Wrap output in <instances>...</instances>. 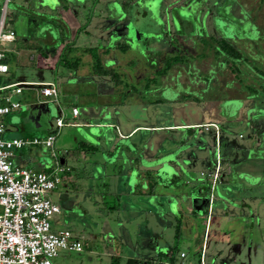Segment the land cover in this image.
<instances>
[{
  "label": "rangeland",
  "instance_id": "obj_1",
  "mask_svg": "<svg viewBox=\"0 0 264 264\" xmlns=\"http://www.w3.org/2000/svg\"><path fill=\"white\" fill-rule=\"evenodd\" d=\"M27 1L9 0L6 5L5 21L9 17L15 19L22 16L25 20V18L29 17V14L31 16V11L29 10L28 14L25 13L26 15L24 14L25 11L17 10L18 12H11L16 10L15 5H19L20 2L24 3L21 6H32L33 8H37L38 4H40L39 0ZM110 1L109 7L116 6L115 3H111ZM117 3V10L111 9L110 17L112 20L105 22L104 18H92L91 20L93 21H91L89 33L79 32L76 37L78 42L76 50L73 49L64 58H79L78 72L82 76L87 75L90 65L89 58L87 50L80 48V42L84 46L93 44L94 37L92 35H95L93 32L97 31L93 25L98 20L103 19L100 21V28L101 24H103L104 27L107 25L112 29L111 31H107V37L110 36L109 38H112V35H115L113 38H116L121 35L124 40H127L126 44L129 49L121 53V50L115 48L114 54L117 56L116 60L118 63L120 60L116 70L121 76V83L116 89L118 91L124 90V92L129 91L130 93L120 95L114 91V93L112 92L104 98L96 94L94 102H90L91 104L89 103L90 105L87 107L82 102L73 100V93L68 91L63 92V88L67 85L65 83L69 82L68 76L73 72L67 70L62 65H57L56 68H49L53 63L51 59L46 60L42 64L39 61L19 64L9 57V71L0 72V83H4L12 78H27L36 81H53L58 88L59 100L57 99L56 102H37L36 98L31 94L26 106L16 109L17 111L14 110L13 114H18L16 116L17 124L12 125L7 119L4 121L5 132L18 133L17 135L20 138L31 139L35 136L41 139L47 134L54 136L53 151L55 152V157H52L50 151L44 149L39 144L13 149L14 156L22 155L24 165H29L35 159L34 161L50 163V166L55 162L60 165L66 162L73 167L69 175L75 176L77 179L76 184L78 185L72 186V184H67L61 179L57 187L49 193L50 199L59 207V213L52 217L51 227L52 230L67 229L72 238H76L82 243L83 248L79 252L59 250L57 255L51 259L52 264H110L111 256L107 254L106 248L108 250L107 243H111V241L107 240L106 237L111 236L106 234V228L112 232L114 230L118 231L119 225H122L124 222L123 218L133 215L134 210L131 207L133 204H136L140 209L139 213L135 216L137 219L136 223L133 224L134 227H137L139 222L144 218L146 220L152 218L154 222H158V216H167L166 218L170 221V227L166 228L167 225H162L163 228H166L164 232H162V229L159 232V228L154 230L156 235L159 233L158 235L167 241V251L172 252V259L166 258L167 264H187V260L191 258L194 259L192 264H198L200 251L203 252L202 260L205 264L213 262L214 264H264V244H261L255 253L249 252L247 248H240L241 251L235 253V248L233 247L238 244V240L233 233L239 228L236 220H230L222 225H216L215 220L211 224H209V221L205 223L206 217L217 220L219 212L216 208L211 212L212 203L215 200H222L223 197L221 195L223 194L227 196L230 190L228 189V184L231 186L227 177L235 171L245 174L247 177L245 179L246 183L254 184L260 180L259 186H255L249 193L252 195H264V188L262 186L264 182V82L256 79L251 70L252 73L249 74V77L242 79L248 85V88L241 87L240 90L234 91L232 90L233 87L231 88L226 85L224 89L220 84L223 80L229 83L230 77L226 76L225 79L223 78L220 81V59L215 55L212 56L210 53L211 49L215 48L219 35L223 34L224 36H234L242 40L246 38L247 44H249L247 45L249 46L247 51L253 53L252 58L264 57V0H117ZM41 4L43 5L44 3ZM226 8L230 10V12L229 10L226 12L230 23L225 27V24H223V14L220 13H223L222 10ZM42 9L54 12V10L59 9V6L55 4L51 9L44 7ZM176 9L181 13L175 17L174 12ZM238 9H240V14L245 15L244 22L239 27L235 19L232 18L233 16H237ZM80 10L82 11L83 9ZM87 12L88 9L84 10L82 16L78 15L80 24H83L86 20ZM218 13L217 19L220 20H217V23H219L217 25V23L214 24L213 22V15H217ZM228 13H231L233 16ZM250 15L254 16L253 22ZM29 18H31L30 20L34 19L36 26H56L59 24L58 19L45 23L43 17L31 16ZM173 18H175L176 22V18H180L181 20V23H175L177 27L173 26L175 22H173ZM254 23L261 27H258L256 30L253 26ZM9 26L15 29V21L13 20ZM27 29L31 33L36 31V27L32 25ZM28 37L30 36L28 35ZM184 40L188 41V44H185ZM168 41L171 43H168ZM119 42L121 44L125 41L120 40ZM201 43L202 45H200ZM39 45L48 47V43L43 37L40 38ZM4 46L8 50L12 49V43H7ZM156 49L159 50L157 51ZM200 49L204 51L202 57L194 58L196 56H191L194 50L200 52ZM147 50L155 56L154 60L156 61H164V58H167L168 55H182L185 58L184 62L190 66L189 69L192 72H188L184 77L182 75L181 77L178 76L176 79L173 78L175 77L173 73H166L165 76L167 78L164 85L157 78L154 80L153 87L144 91L141 89L144 79L140 81V79H136V76L140 74L147 76L155 75L154 72L148 73L147 64L144 63L148 57ZM112 54V50H110L109 55ZM246 55L248 58H251L248 56V53ZM256 59H252L248 64L252 68L256 67L259 70H264L263 63L253 61ZM198 73L199 75H197ZM171 74L173 75L172 78L169 77ZM158 76L159 74H156V77ZM191 76H194V79L200 78L195 79L198 80L196 84L199 86L198 90H193L195 92L186 96L184 95L186 93L185 90H179L180 86H178V83H182L184 78L187 79ZM204 83L207 84V90H201L204 87ZM174 84L177 85V88L173 87ZM99 86L100 83L96 82L91 88L92 90H97L100 88ZM226 88L229 89L226 90ZM89 89L86 87V90ZM249 90L253 91L249 92ZM200 91H204L201 96L198 95ZM240 92H244L245 95L250 93L252 97L247 96L246 98L243 97L244 95L241 96L242 94H240L241 98L236 97ZM104 99L110 104L121 102L123 104L119 106L117 111L108 108L102 119L104 121L115 122L116 124L117 120L120 123H125L126 126L133 121L140 124H153L168 121L169 119L173 122L196 121L201 114L202 121L205 122L204 124L195 128L190 127V131H186V128H175V130H178V134L181 132V135L175 138L174 136L176 135L174 134L173 140L170 141L171 143L166 140L164 144H159L165 149L163 152L170 150L172 152L178 151L177 153L179 154L186 152L187 148V151L193 148V151L196 152L199 148L196 144H202L208 156L207 161L211 165L214 164L213 169H208L209 171L205 169L202 172L205 174L216 170V174H218L216 175L217 181L219 178H222L223 181L218 183L215 180V188L213 186L210 189L207 183L210 177L200 175L199 170L197 171L194 168L189 171L187 170V172L183 169L181 171L178 169L174 170V165L178 166V168L180 166V162L174 160L171 163L173 166L171 169L173 175L177 178V182L171 183L168 187H163L158 182L152 181L154 177L148 174L152 178V180L151 178H147L151 189L149 194L153 195L152 197H155V200L157 199L164 209L171 206L168 208L170 211L168 214L158 215V212L155 210H158L156 206H152L151 202L146 204L145 201L141 200V197L146 198V196L143 194L139 196L133 193L134 188L130 181L132 176L127 175L124 160L115 159L116 152L121 153L124 151L120 145L118 147L115 145L117 143L126 144L124 140L117 138L120 130H116L115 126L111 127L112 125L96 128L92 125L93 122L89 124V122L94 120L92 117V107H95V111L99 113V101ZM155 100L159 101L156 102ZM73 103L80 111L79 116L76 118H72L70 114V106ZM108 103L106 106L109 105ZM60 109L63 111L64 125L57 127L55 125V117H60ZM168 112H170V115ZM2 118L3 116L1 117V121ZM212 123L215 124V127L210 126ZM20 125L22 126L21 128H19ZM19 129L22 130L19 131ZM107 130L111 133L112 139L108 138L111 141L106 144L107 138L104 140V133L101 134V132H106ZM219 131L220 134L218 133ZM238 134H240L241 138L237 137ZM150 137V132L137 131L134 134L133 139H141L140 151L145 152L147 150V144L144 145L143 143H148L147 141H149ZM219 137L220 141L218 142ZM179 139L183 141L180 142ZM79 142L92 144L96 146V149H82L79 147ZM182 143L184 144L182 145ZM192 143L193 146L190 147ZM102 150L112 153L106 158L105 152ZM217 151L224 158L221 160V169L219 163L220 155L217 154ZM190 152H188V155L191 154ZM227 154L232 159L236 154L241 158L233 165L234 169L230 166L228 174L226 169L224 170V167L229 168L227 163L230 161V158H227ZM102 159L107 163L104 167L106 176H98L100 166H103ZM182 165L185 166V162ZM47 167L43 170L47 171L49 169ZM171 169L163 170V172L170 173L168 171ZM163 177L168 178L169 174ZM185 178L187 180L184 183ZM105 179L109 181L107 186L102 184ZM208 182H211V180ZM146 190L147 188L144 184L140 191ZM247 192L244 191L246 194ZM209 193L212 194L210 200H208ZM169 194H171V197ZM194 197H198L196 199L198 206L196 209L194 206L195 214L193 215L195 218L188 219L190 221H188L190 224L187 222L188 225L186 224V219H181L183 223L179 227V234L177 238H174V216L178 213L175 211L173 203L171 205V203H168V200L176 199V202L178 201L179 204L186 205L191 203ZM153 199L151 198L150 201ZM202 200L205 203L200 205ZM246 203L251 208H255L254 206H256V200H246ZM111 205L117 206V209H110L109 206ZM259 209L261 212H264V204L262 202ZM219 215L221 216L222 214ZM221 220H224V218ZM146 223L141 227L139 226L141 230L140 234L142 237H146V239L153 238L154 233L152 231L155 226L153 224L150 225L148 222ZM232 228L236 230L233 232L229 230ZM246 228L249 229V226ZM219 231L220 234H225L226 241L223 240L222 243L219 241V243L211 242L212 240H216L214 237ZM134 232L132 233V237L134 236ZM244 233L247 235L246 230ZM256 234L259 237L258 232L252 234V236L255 237ZM262 234H264L263 229ZM113 236L117 235L113 234ZM259 240L263 241L264 238L259 237ZM144 242L145 245H143V240L140 239L139 247L135 251L136 254H140V258H149L148 256L151 255L150 248L153 243L150 240H145ZM201 242H203L202 248ZM209 245L215 250L214 254H211V257L207 254ZM180 251L186 254L185 258L179 256ZM118 264L126 263L123 258L119 257Z\"/></svg>",
  "mask_w": 264,
  "mask_h": 264
},
{
  "label": "crops",
  "instance_id": "obj_2",
  "mask_svg": "<svg viewBox=\"0 0 264 264\" xmlns=\"http://www.w3.org/2000/svg\"><path fill=\"white\" fill-rule=\"evenodd\" d=\"M94 1V9H93V13L91 14V18L89 20V22L87 23L86 28L83 31H79V32H83V33H89V29H91V20L92 18H104L105 22H107L108 20H112L110 17V13H111V9L114 8V10H117V0H111V3H115L116 6H110L109 7V0H80V2H78L76 5H71L70 8L68 10H62L61 9V5L67 3L69 5L68 0H62L57 2V5L59 6L58 12L61 16V18L64 20L65 25L68 29V34H70L69 38H71L73 40V44L69 49V52L71 53L74 50H76L77 47V40L76 37L78 36V33H76V29L80 24V20L79 16H82L84 14V10L86 11L88 7L91 6L92 2ZM29 2V0L27 1ZM23 3V2H22ZM22 3L20 2L19 5H22ZM124 4H126V2H124ZM18 5V4H17ZM24 5V3H23ZM111 5V4H110ZM103 9H102V7ZM80 9H83L82 11ZM80 10V11H79ZM11 12H18L17 10L11 11ZM10 12V13H11ZM72 13V14H71ZM16 19L17 17L14 19L12 17L8 18V21L10 24L13 20L16 23ZM103 20V19H102ZM102 20H98L97 23H95L93 25V27L97 30L94 31L93 33H95V35H92V37H94L93 39V44H89V46H84L81 45L80 42V48H82L83 50L88 48V47H94L97 49V51L100 53L102 49L104 48H110V50H112V55H109V53L105 56L101 55V59L104 62H108L109 60H111L113 64H117L118 61L116 60V54H114V51L116 50L115 48L117 46L120 45V40L125 41L124 43H121L122 45L126 44L127 40H124L121 35L115 37V35H112V38H109V33L107 37L106 33L107 31H111V27L107 26L104 27L103 24H101V28H100V21ZM14 26V25H13ZM15 27V26H14ZM14 30V29H13ZM92 33V34H93ZM106 36V37H105ZM96 37V38H95ZM105 37V38H104ZM97 39V41H96ZM129 39V38H128ZM119 40V41H118ZM47 43H49L50 39H46L45 40ZM130 41V40H129ZM8 43H12V49L8 50L5 52V56H6V60L3 62L6 66V70L4 72H8L9 70V66L8 64L10 63L9 61V57H11V59L13 61L18 62L19 64H27L30 61H39L40 64H42L43 62L45 63L46 60L51 59L52 60V66H50L49 68H56L54 63L56 62L57 58H58V54L60 51V48L62 46L61 43H58L55 51L53 53H50L47 51L46 54L40 53L39 51H35L34 49H28L23 47V45L19 42H15V41H11ZM7 44V43H6ZM5 44V45H6ZM127 45V44H126ZM6 47V46H5ZM149 47V46H147ZM148 57L146 59V61L144 62L145 64H147V66L149 68H154L155 66L159 65V61L154 60L155 56L151 54V52H149L148 50L146 51ZM87 56L89 58V62H90V54L87 51ZM79 59V58H78ZM120 63V60H119ZM118 63V64H119ZM80 64V61H79ZM79 65L78 67L72 71L73 73L71 75L68 76L69 82L65 83L67 84L64 88H63V92H71L73 93V100L76 101H80L83 104H85L87 107L88 105H90V102H94V96L96 94L100 95L101 97H105L106 95H109L111 92L114 91V87L113 85L107 81L105 78L103 79L102 82L100 83V88H98L97 90H92V85H94L97 81L94 78H91L89 75H85L82 76V74H80L78 71ZM152 70V69H149ZM152 76V75H149ZM162 78H165L166 76H161ZM45 82H50V81H36L34 79H27V78H12L9 79L8 81L4 82V83H0V85H5V84H12V83H19V87L21 88L20 93L18 94H12V99L17 98L16 100L19 101L20 103V107L26 106L28 104V100L30 99V95L32 94L37 102H45V103H49V102H56L55 100H53L50 97L47 96H42L39 94V89L41 87V83H45ZM53 82V81H51ZM82 85V88H80ZM69 87V88H67ZM85 87V88H84ZM87 88H90L89 90H86ZM228 87H233L232 90H236L235 88V84H229ZM235 87V88H234ZM229 88H226V90ZM56 90H57V99L59 100V95H58V88L56 86ZM114 93V92H113ZM17 95V96H16ZM90 103V104H89ZM107 100H102L99 101L98 104V108H100L99 113L97 111H95V107L93 108V118L94 120L89 122V124L94 125V127L96 128H103L106 127V125H112L111 127L115 126L116 130H120V132L118 133L117 138H119L120 140H124L126 144H120L117 143L115 146H121L122 149H124L123 152H116V156L115 159H121L124 160L125 166H126V173L127 175L129 173L137 172L140 174V171L144 172L142 173L145 174H151V176L154 177V181L158 182L159 184H161L163 187H168L169 185H171V183H175L177 182V178L176 176L173 175L172 173V162L174 160L179 161L180 162V166L178 168V166L174 165V170L178 169L179 171H181V169H183L185 172H187V170H191L192 168L197 169L198 172H202L205 169H213L214 164H210L207 161V153L206 151H204L202 144L198 143L196 144V146H198L199 148L197 149L196 152L193 151V148L190 149L189 151H191L188 155L187 149L186 152L183 153H177L176 152H172V151H167V152H163V146L161 144H164L167 140V142L171 143L170 141L173 140V135L175 134L176 136H174L175 138L179 137L181 135V132L178 134V130H175V128H188V127H199L201 124H204L205 122L202 121V115H199V119L198 120H188L185 122H173L172 120H168V121H162V122H157V123H153V124H140V123H134L135 121H133L131 124H129L128 126H126L125 123L123 122H119L116 120L117 124L115 122H111V121H104L102 118L105 115V111L108 110V108H112L113 111H117V109H119V103H113L109 105H107ZM118 105V106H117ZM71 106H74L77 108V106L73 103ZM70 106V107H71ZM19 107V108H20ZM170 109V107H169ZM17 111V110H16ZM15 111H12L6 115L3 116L2 118V124H3V132H2V136L4 138H20L19 135H17L18 133H14V132H5V126H4V121L7 119L8 122H11L12 125H16L17 124V120H16V116L18 114H13ZM18 113H24V112H18ZM80 111L78 110V114L76 117L79 116ZM168 114L170 115V112H168ZM75 117V118H76ZM56 118V117H55ZM215 122V121H214ZM219 122V121H216ZM209 123V122H207ZM211 123V121H210ZM77 124V123H76ZM22 126L20 125L19 128H21ZM22 129H19V131H21ZM137 131H144V132H150V139L149 141H147L148 143H143L144 145L147 144V150L145 152L140 151V143H141V139H133L134 134ZM187 131V129H186ZM104 133V140L106 139V144L109 143L110 141L108 140V138L112 139V135L111 133L107 130L106 132H101V134ZM220 134V131L218 132ZM178 134V135H177ZM45 136V135H44ZM35 137V136H34ZM237 137L241 138L240 134L237 135ZM37 138V137H35ZM103 140V142H104ZM180 142L181 139H179ZM220 141V137L218 142ZM113 143V142H112ZM161 143V144H159ZM184 143H182L183 145ZM114 146V143H113ZM112 146V148H113ZM193 146V143L190 145V147ZM195 146V145H194ZM189 147V148H190ZM111 148V149H112ZM117 149V148H116ZM115 150V149H114ZM103 152H105L104 150H102ZM112 152H105V156L106 158L110 156ZM217 154L220 155V169H221V160L224 159L221 154L217 151ZM228 155V156H227ZM227 158H230V161L227 163L228 167H224V170L226 169L227 174L229 173V169L230 166L231 168L234 169L235 162H238L239 158L238 155H234L233 159L231 158V156L229 157V154H227ZM207 156V157H206ZM13 162L16 165H20V166H25L37 171H44L43 169L45 167L47 168H51L52 166H50V163H45L43 161H34L35 159H33L29 165H24V159H22V155H18V156H14L12 158ZM103 160V159H102ZM185 162V166L182 165V163ZM115 163V161H114ZM214 163V162H213ZM106 161H102V165L100 166V173H98L97 175H105L106 176V172L104 171V167L106 165ZM62 166L67 167L66 170H63L61 175V179L63 181H65L67 184H72V186H76L78 184L77 183V179L75 178V176H71L68 174H64L63 173L65 171L68 170V168H72L71 165H69L68 163L64 162V164H62ZM42 168V169H41ZM171 169L170 173H165L163 172V170L166 169ZM46 169V168H45ZM48 169V170H49ZM186 169V170H185ZM47 170V171H48ZM206 170V171H207ZM208 170V171H209ZM234 171V170H233ZM169 174L168 178H164V175ZM218 175V174H217ZM230 175H232L230 177ZM140 178V177H139ZM229 179V183L228 187H229V191L227 196H223L222 200H215L214 203H212V211L214 210V208H216V210L219 212L218 213V218L217 220L213 218V220L211 219V217H209L208 221L209 224H211L212 221L215 220V224L216 225H222L225 224L227 222H229L230 220H236L239 224V228L236 230L233 234L236 235L237 240H238V244L235 245L233 248H235V253L241 251L242 248H247V250L250 252L255 253L256 251H258L257 248H260L261 244H264V240L260 241L259 237L264 238V234H262V229L264 230V212H261V210L259 209V207L261 208V202L264 204V195L263 194H256V195H252L251 193H249L255 186H259L260 180L257 183L251 184V183H246L245 179L247 178L245 176V174H241L240 171H235L232 174H229V176L227 177ZM137 181H139L138 179V175L136 178ZM186 178L184 183L186 182ZM217 181V180H216ZM223 181L222 178L218 179V183ZM61 182V181H60ZM208 182V181H207ZM103 185L107 186V184H109V181L107 179H105L102 183ZM146 185L147 190L143 191V192H147L146 198H142V201H145V203L152 204V206H156L158 208L155 209L156 212H158V215L160 214H168L170 211L168 208H170L168 206V208L164 209V207L160 204V202L157 201V199L155 200V197H152L153 195L149 194L151 192L150 189V184L147 181H142V185ZM148 184V186H147ZM237 184V185H236ZM261 185V184H260ZM263 188H264V182L262 184ZM176 187V186H175ZM107 188V187H106ZM244 191H248L247 194L244 193ZM141 196V195H140ZM169 196L171 197V194H169ZM151 198H154L152 201H150ZM198 197H194V200L191 203H188L186 205H181L178 203V201L176 202V199H169L168 203H173V205L175 206V211L178 213L176 216H174V221L176 222V220H178L180 222V226L181 223H183L181 221V219H186V224L189 221L188 219L194 217L193 214H195V210H194V206L195 209L198 206V202L196 201ZM246 200H256V206H254L255 208H251V206H249L246 203ZM226 203V205H225ZM193 205V206H192ZM192 206V207H191ZM226 206V207H225ZM132 209L134 210L133 215L127 218H123L124 222L122 225H119V230H114V232H112L110 229L106 228V234L110 235L111 237L107 236L106 239L110 240L111 243H107L108 245V250L106 248L107 254L112 257H120L123 258L124 260H126L127 258H132V259H140L142 262L143 261H147V264H167V259L169 258V256L171 255V252L166 249V244L167 241L163 238H161L160 235H158L159 233H157V235L155 234L154 230L158 229L159 232L162 229V232H164L166 230L167 227H170V221L168 220V218H166L167 216H158V222H154L152 220V218H148V220H146V218H144L142 221L139 222L137 227H134L133 224L136 223V219L137 217L136 214L139 213V207L136 206V204L131 206ZM197 212V211H196ZM219 214H222L221 216ZM134 216V217H133ZM195 218V217H194ZM222 218H224V220H221ZM207 221V223H208ZM146 222H148L150 225L153 224L155 226V228H153V233H154V239L153 238H149L146 239V237H142L140 234V227L143 226L144 224H147ZM174 222V224H175ZM190 222V221H189ZM188 222V223H189ZM244 222V223H243ZM52 223V222H51ZM205 223H206V218H205ZM248 223V224H246ZM263 223V225H261ZM190 224V223H189ZM167 225L166 228L162 227ZM188 225V224H187ZM140 226V227H139ZM249 226V229H247L246 227ZM52 228V227H51ZM54 230V229H53ZM205 230V229H204ZM232 232L234 231L233 228L229 229ZM245 230L247 235H245ZM134 232V236L132 237V233ZM112 232V234H111ZM259 233V237L258 234H256L255 237L252 236V234L255 233ZM261 232V233H260ZM205 233V231H204ZM218 233V234H217ZM215 234L216 240H212L211 242L213 243H219V242H223L226 241V237L225 234L222 233L220 234V231L217 232ZM113 234L117 235V236H113ZM204 235V234H203ZM252 236V238H251ZM213 238V239H214ZM221 238V240H220ZM251 238V239H250ZM143 240V245H145V240H150L151 243H153V245L151 246L150 250H151V255L148 256L149 258H140V254L137 253L136 251L138 249V245H139V240ZM253 239V240H252ZM114 240H116V242H114ZM219 241V242H218ZM114 242V244H113ZM250 242V243H249ZM212 244V243H211ZM203 242H201V248H202ZM218 245V244H217ZM83 248V246H82ZM216 248H218V246H216ZM237 248V249H236ZM241 248V249H240ZM164 249V250H163ZM257 249V250H256ZM214 249H212L211 245H209V250L207 252V254L209 255V257H211V254H214ZM183 252V251H180ZM179 252V253H180ZM184 253V252H183ZM200 254H202L201 257H203V252L200 251L199 255H198V264H205L203 262V260L201 259V263H200ZM186 254L184 253V256H182L181 258H185ZM204 257H205V253H204ZM194 259H188L187 260V264H192V261ZM213 262V260H212ZM126 263V262H125ZM208 264V263H206ZM211 264H214L211 263Z\"/></svg>",
  "mask_w": 264,
  "mask_h": 264
},
{
  "label": "built area",
  "instance_id": "obj_3",
  "mask_svg": "<svg viewBox=\"0 0 264 264\" xmlns=\"http://www.w3.org/2000/svg\"><path fill=\"white\" fill-rule=\"evenodd\" d=\"M2 0L0 8V72L6 70L2 59L7 51L4 46L13 41L14 31L6 20V4ZM39 94L57 100L54 82L40 84ZM19 83L0 85V264H52L59 250L79 252L82 243L72 238L67 229L52 230V217L59 213V207L49 197L61 181V173L66 170L57 162L48 171H37L25 166L16 165L13 149L29 145H40L53 151L54 136L47 134L43 138H4L1 117L18 109L20 103L12 99V94L20 93ZM55 118V125L61 127L63 111ZM70 114L75 118L78 109L70 107ZM215 127V124H210ZM216 170L203 173L216 182ZM208 218L206 217V223ZM179 256H184L183 252ZM200 254V263L202 259ZM202 264V263H201Z\"/></svg>",
  "mask_w": 264,
  "mask_h": 264
},
{
  "label": "trees",
  "instance_id": "obj_4",
  "mask_svg": "<svg viewBox=\"0 0 264 264\" xmlns=\"http://www.w3.org/2000/svg\"><path fill=\"white\" fill-rule=\"evenodd\" d=\"M57 2L62 1V0H56ZM9 2V0H8ZM7 2V4H8ZM30 2V0H29ZM78 2H80V0H71L69 3V5L67 3L61 5V9L62 10H68L70 8L71 5H76ZM6 4V5H7ZM2 5V0H0V8ZM243 8H245L243 5H241ZM29 7V8H27ZM226 7V6H225ZM241 7V8H242ZM16 10L18 11H22L24 12V14H28V10L31 11V16H39L40 18L43 17L44 22L47 23L51 20H59V24L54 26V25H47V26H41L38 25L36 26V24L34 23V19L30 20L31 17L29 14V17H27V19L25 18V20L23 19L22 16L17 17L16 19V28L13 30L14 31V39L13 41L17 42V43H21L23 45V47L28 48V49H34L35 51H39L40 53L46 54L47 51L50 53H53L58 45V43H61L62 46L60 48L59 54H58V58L56 60V62L54 63L55 67L57 65H62L63 67H65L67 70H71L74 71L78 65H79V59L77 57H69V58H64V56L69 53V49L72 46V42L73 40L71 38H69L68 36V29L65 25L64 20L61 18L58 10H54L53 11H47V10H43L42 6H40L38 4L37 8H33L32 6H21V5H15ZM27 8V9H26ZM228 8V7H227ZM223 9V13L221 12L220 14H223V24H225L224 26L226 27V25H228L229 22V18H227L226 12L229 10ZM88 9V13L86 14V20L83 22V24H79V26L76 29V33L79 31H83L86 26L87 23L89 22L90 18H91V14L93 13V9H94V1L92 2L91 6ZM240 9H238V13L237 16H233L235 19L236 24L239 26L242 25V23L244 22V16L243 14H240L239 12ZM244 11V10H243ZM230 12V10H229ZM245 12V11H244ZM179 13H181L180 11H178V9H176V11L174 12V16L176 17L177 15H179ZM25 14V15H26ZM41 14V15H40ZM219 13L217 15H213V22L214 24L217 23V20L219 21L220 19H217ZM249 15V14H248ZM243 16V18H242ZM250 18L253 22L254 20V16L250 15ZM175 18H173V22ZM177 22H174L175 27H177L176 24L181 23L180 18H176ZM7 22L9 23V21L7 20ZM176 23V24H175ZM219 23H217L218 25ZM34 26L36 27V31H33L32 33L27 29L30 26ZM255 27V29L257 30L258 26L254 23L253 25ZM180 28V27H179ZM178 29V28H177ZM20 31V33H19ZM179 32V30H177ZM31 33V34H30ZM65 34V35H64ZM28 35L30 37H28ZM44 40H46L47 38L50 39L49 43H48V47L44 46V45H39V41L40 38H42ZM212 38V37H209ZM232 40L234 41L232 43ZM168 43H171L170 41H168ZM185 44H188V41L184 40ZM240 43V44H239ZM247 39L245 38L244 40H242L241 38H237L234 36H224L223 34L219 35V38L216 41V45L215 48L213 47L211 49V54L212 56L215 55L217 58H219V63H220V69H221V78L220 81L223 80V78L225 79L226 76H229V83L226 81H222L220 86L223 87L225 89L226 85L228 86L229 84L234 83L236 85V90L234 91H238L241 89V87H245L248 88V85L246 83H244V81L242 80L243 78L247 79L249 77V74L252 73L253 71V76H255L256 79L261 80L262 82H264V70H259L256 67H251L248 63L252 61V59H256V58H252L253 57V53L248 52L247 49H249V44H247ZM190 44V43H189ZM202 45V43L200 44ZM128 46L126 45H122L120 44L119 46H117L116 48L121 50V53H124V51L128 50L129 48H127ZM45 48V49H44ZM203 48V47H202ZM86 50L89 52L90 54V62H89V71L88 74L91 78H95L97 82H102L103 79L105 78L107 81H109L113 87H114V91L115 93H118L120 95L123 94H128L130 93L129 91H118L116 88L119 86V84L121 83V76L120 73L117 72V67L119 66V64H113L111 63L112 61L109 60L108 62H104L101 59V55L105 56L109 53L110 48H104L102 50H100L101 52L99 53L97 51L96 48L94 47H88L86 48ZM157 51L159 49H156ZM200 52H196V50H194V53H192L193 56H196L194 58H198V57H202L203 56V50L200 49ZM161 53H163L161 51ZM248 56L251 58L247 57ZM162 56V55H161ZM6 60V56L2 59V62H4ZM185 58L182 55H168V57L164 58V61H159V65L155 66L154 68H149L148 66V73L154 72L155 75L152 76H147V75H137L136 79H140V81L142 79H144V82L142 84V90L146 91L148 89H150L151 87H153L154 85V80L159 78V82H161V84H165V80L167 77L162 78L161 76H165L166 73H173L175 75V77H173L174 79H176L178 76L184 77V75L186 76V74L188 72H192L189 68L190 66L188 64H186L184 62ZM218 61V60H217ZM255 62H260L263 63L264 65V57L261 56V58H258L256 60H253ZM185 64V65H184ZM152 69V70H149ZM252 70V71H251ZM153 74V73H152ZM156 74H159L158 77H156ZM259 76H258V75ZM199 75V73L197 74ZM172 74L171 76H169L170 78H172ZM205 76V75H204ZM258 76V77H257ZM194 76H191L189 78H184V80L182 81V83H178L179 90H185L186 93H184V95L189 96L190 94H192V92H195L193 90H198V86L196 83L198 80L195 79H200V78H193ZM261 79H260V78ZM98 78V79H97ZM253 78V77H252ZM231 80V81H230ZM234 80V81H233ZM139 81V82H140ZM138 82V84H139ZM208 83V82H207ZM195 86H194V85ZM174 88H177V85H173ZM207 88V84L204 83V87L201 88V90H204ZM117 90V92H116ZM162 90V89H161ZM190 90V91H189ZM207 90V89H206ZM113 91V92H114ZM253 91V90H251ZM249 90V92H251ZM112 93V92H111ZM204 93V91H200L198 95H202ZM240 94H242L241 96L246 97H252V94L248 93V95H245L244 92L243 93H239L238 96L236 97H240ZM194 96V95H193ZM195 99V96L193 97ZM156 102H158L159 100H155ZM121 102V101H120ZM123 103H119V105H122ZM93 125V124H92ZM90 125V126H92ZM188 131L191 130L190 127L186 128ZM79 147H81L82 149L85 150H95L96 146L89 144L87 142H79ZM115 156V153H114ZM72 170V168H68L67 171H65L63 173L64 174H68L70 173V171ZM142 171H140V176L137 172L138 175V179L139 181L136 180L137 175L136 172H133V175L131 173H129V175L132 176V178L130 179V181L132 182L133 185V193L136 195H146L147 192H143L140 191V189L142 188V181H147V178H151L148 173L145 172V174L142 175ZM134 176V177H133ZM62 177V175H61ZM140 177V178H139ZM152 180V178H151ZM154 181V180H152ZM149 182V181H147ZM118 195V194H117ZM110 209H117V206L115 207V205H111L109 206ZM179 221L176 220L175 224H174V233H173V237L177 238L178 234H179ZM171 252V251H170ZM169 259H172V252L171 255L169 256ZM119 261V257L115 256L112 257L110 260V264H118ZM126 264H147V261H141L140 259H132V258H127L125 260Z\"/></svg>",
  "mask_w": 264,
  "mask_h": 264
},
{
  "label": "water",
  "instance_id": "obj_5",
  "mask_svg": "<svg viewBox=\"0 0 264 264\" xmlns=\"http://www.w3.org/2000/svg\"><path fill=\"white\" fill-rule=\"evenodd\" d=\"M39 5L40 6H42V7H44V8H47V9H51V8H53V6L55 5V4H57V1L56 0H39ZM41 3H44L43 5L41 4ZM208 180V179H207ZM208 181H210V180H208ZM208 184H209V188L210 189H212V187L214 186V188H215V182H207ZM225 189V188H224ZM228 189H229V187H228ZM222 196V195H221ZM210 197H212V194L211 193H209L208 194V200H210ZM223 197V196H222ZM205 202L202 200V203L200 202V205H203Z\"/></svg>",
  "mask_w": 264,
  "mask_h": 264
},
{
  "label": "flooded vegetation",
  "instance_id": "obj_6",
  "mask_svg": "<svg viewBox=\"0 0 264 264\" xmlns=\"http://www.w3.org/2000/svg\"><path fill=\"white\" fill-rule=\"evenodd\" d=\"M200 1V0H199ZM219 12V11H218ZM172 20V19H171ZM173 24V23H172ZM173 26H175L174 24H173Z\"/></svg>",
  "mask_w": 264,
  "mask_h": 264
}]
</instances>
